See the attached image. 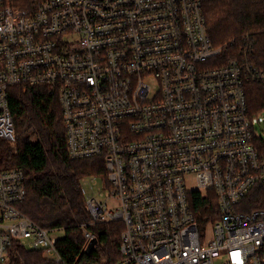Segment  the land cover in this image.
Masks as SVG:
<instances>
[{
	"label": "built area",
	"instance_id": "1",
	"mask_svg": "<svg viewBox=\"0 0 264 264\" xmlns=\"http://www.w3.org/2000/svg\"><path fill=\"white\" fill-rule=\"evenodd\" d=\"M203 2L0 0V138L15 139L10 87L56 96L70 158L104 164L80 191L90 223L123 224L112 264H264V154L244 90L264 69L223 60ZM25 196L22 169L0 171V264L15 246L67 264L60 228L23 214Z\"/></svg>",
	"mask_w": 264,
	"mask_h": 264
},
{
	"label": "trees",
	"instance_id": "2",
	"mask_svg": "<svg viewBox=\"0 0 264 264\" xmlns=\"http://www.w3.org/2000/svg\"><path fill=\"white\" fill-rule=\"evenodd\" d=\"M29 10L40 0H5ZM206 30L212 43L221 47V57H246L264 69V0H204ZM249 50V51H248ZM247 114L250 120L264 111V83L244 82ZM9 108L14 121L15 139L0 138V171L20 168L26 196L18 204L23 214L45 228H60L64 236L57 248L67 264H112L120 258L121 222L90 223L80 191V180L89 174H104L100 158L72 159L66 146L65 127L56 96L43 86L14 85L9 89ZM254 146L264 154V138L254 127ZM193 208L205 215L216 210L213 199L192 200ZM97 239L85 252L84 232ZM5 264H48L40 250L15 246Z\"/></svg>",
	"mask_w": 264,
	"mask_h": 264
},
{
	"label": "rangeland",
	"instance_id": "3",
	"mask_svg": "<svg viewBox=\"0 0 264 264\" xmlns=\"http://www.w3.org/2000/svg\"><path fill=\"white\" fill-rule=\"evenodd\" d=\"M14 9L22 10L17 8L13 5ZM254 126H255V133L258 137L264 138V111L258 114V116L254 119ZM52 234H54L56 237L61 238L64 236V230L59 229L57 231H54Z\"/></svg>",
	"mask_w": 264,
	"mask_h": 264
},
{
	"label": "water",
	"instance_id": "4",
	"mask_svg": "<svg viewBox=\"0 0 264 264\" xmlns=\"http://www.w3.org/2000/svg\"><path fill=\"white\" fill-rule=\"evenodd\" d=\"M97 239L96 238H92L88 241L86 248H85V252L86 253H90V251L92 250V248L94 247V245L96 244Z\"/></svg>",
	"mask_w": 264,
	"mask_h": 264
},
{
	"label": "snow or ice",
	"instance_id": "5",
	"mask_svg": "<svg viewBox=\"0 0 264 264\" xmlns=\"http://www.w3.org/2000/svg\"><path fill=\"white\" fill-rule=\"evenodd\" d=\"M238 255V254H237Z\"/></svg>",
	"mask_w": 264,
	"mask_h": 264
}]
</instances>
